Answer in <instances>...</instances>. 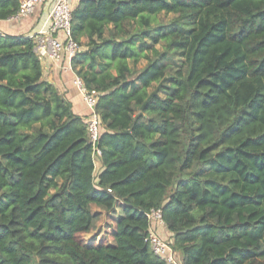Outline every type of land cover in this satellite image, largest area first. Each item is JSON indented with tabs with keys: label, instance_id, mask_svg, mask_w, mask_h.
Listing matches in <instances>:
<instances>
[{
	"label": "trees",
	"instance_id": "trees-1",
	"mask_svg": "<svg viewBox=\"0 0 264 264\" xmlns=\"http://www.w3.org/2000/svg\"><path fill=\"white\" fill-rule=\"evenodd\" d=\"M20 5L0 0V20ZM72 14L103 168L35 39L0 33V264H172L146 240L152 209L181 264H264V0Z\"/></svg>",
	"mask_w": 264,
	"mask_h": 264
},
{
	"label": "built area",
	"instance_id": "built-area-1",
	"mask_svg": "<svg viewBox=\"0 0 264 264\" xmlns=\"http://www.w3.org/2000/svg\"><path fill=\"white\" fill-rule=\"evenodd\" d=\"M44 1L21 0L20 8L13 17L23 18L32 15L36 11V8ZM72 11L73 4L69 0H58L55 2L49 17V24L43 33V37L36 41V51L40 58L45 55H50L55 60L61 61L64 56H67L71 61L73 56L81 50L72 32ZM76 83L83 91L85 101L91 109L86 119L87 135L93 145V159L97 169L102 157V150L98 147V142L103 129L102 122L95 110L97 92L89 91L80 77H77ZM96 169L95 174H97ZM108 191H112V189L109 188ZM146 214L151 223L150 232L146 240L151 243L157 255L165 259L168 263L176 264L177 251L172 248L169 241L163 239L157 232V225L164 223L161 209H152L146 212Z\"/></svg>",
	"mask_w": 264,
	"mask_h": 264
},
{
	"label": "crops",
	"instance_id": "crops-1",
	"mask_svg": "<svg viewBox=\"0 0 264 264\" xmlns=\"http://www.w3.org/2000/svg\"><path fill=\"white\" fill-rule=\"evenodd\" d=\"M58 0H45L36 11L27 17L0 20V33L11 35L31 36L38 41L43 37V33L49 24V17L53 5ZM75 6L78 0H69ZM43 79L53 83L58 92L72 105L75 114L88 118L91 109L85 101L83 91L76 83L77 74L72 69L71 61L64 56L61 61H57L50 55L41 57ZM103 168L102 161H99L96 173ZM158 232L172 242V233L167 229L165 223L157 226Z\"/></svg>",
	"mask_w": 264,
	"mask_h": 264
},
{
	"label": "rangeland",
	"instance_id": "rangeland-1",
	"mask_svg": "<svg viewBox=\"0 0 264 264\" xmlns=\"http://www.w3.org/2000/svg\"><path fill=\"white\" fill-rule=\"evenodd\" d=\"M103 220H105V218H103L102 220H101V222H100V224H102V225H104L107 221H103ZM103 221V222H102ZM107 226H105L104 227V231L101 233L102 235L104 234V233H106V228ZM89 236H91V235H87V238L89 237ZM99 236H101V235H99ZM90 238V237H89ZM97 238H98V236H97ZM169 240V239H168ZM170 242V241H169ZM171 244V243H170ZM176 256H177V260H176V264H181V259H180V256H179V253L177 252V254H176Z\"/></svg>",
	"mask_w": 264,
	"mask_h": 264
}]
</instances>
